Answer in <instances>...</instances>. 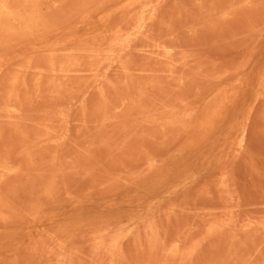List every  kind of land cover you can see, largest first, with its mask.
Returning <instances> with one entry per match:
<instances>
[{
	"label": "rangeland",
	"instance_id": "1",
	"mask_svg": "<svg viewBox=\"0 0 264 264\" xmlns=\"http://www.w3.org/2000/svg\"><path fill=\"white\" fill-rule=\"evenodd\" d=\"M17 1L0 264H264V0Z\"/></svg>",
	"mask_w": 264,
	"mask_h": 264
},
{
	"label": "bare ground",
	"instance_id": "2",
	"mask_svg": "<svg viewBox=\"0 0 264 264\" xmlns=\"http://www.w3.org/2000/svg\"><path fill=\"white\" fill-rule=\"evenodd\" d=\"M22 1V0H21ZM30 1V0H29ZM39 1V0H38ZM17 0H15V2L14 3H16L15 5H16V7L18 6V7H20L19 6V3L17 4ZM20 2V1H19ZM21 3V2H20ZM23 3H24V1H23ZM25 3H26V1H25ZM24 3V4H25ZM38 3V2H37ZM23 5V4H22ZM17 7V8H18ZM27 7V6H26ZM15 7L13 6V4H11V2H10V0H0V20L3 18V19H6V20H18V19H22V15H24L23 13H21V11H22V9H21V11H20V13L18 14L17 13V11H18V9L17 8H15V9H17V11L14 9ZM19 10H20V8H19ZM23 10H25V8L23 9ZM29 10V9H28ZM16 11V12H15ZM34 18H37V14H36V16L34 17ZM35 20H33V22H34ZM4 23H6V21L4 22ZM25 23H27V22H25ZM28 23H30V22H28ZM10 25H11V23H10ZM8 29H10V28H8ZM16 29V28H15ZM10 31V30H9ZM16 31H17V29H16ZM13 90V89H12ZM16 91V90H15ZM17 91H19V90H17ZM14 94V93H13ZM19 94V93H18ZM17 94V95H18ZM16 95V94H15ZM16 97H18V96H16ZM173 249V248H172ZM171 249V250H172ZM176 250H177V246H176V248H175ZM174 249V250H175ZM174 250H172V252H173V254H175L174 253ZM175 250V251H176ZM178 251V250H177ZM170 253H171V251H170ZM176 256H177V254H175Z\"/></svg>",
	"mask_w": 264,
	"mask_h": 264
}]
</instances>
